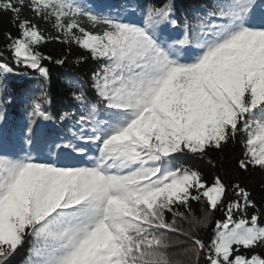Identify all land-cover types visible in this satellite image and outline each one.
<instances>
[{"label":"snow or ice","instance_id":"6c2138e0","mask_svg":"<svg viewBox=\"0 0 264 264\" xmlns=\"http://www.w3.org/2000/svg\"><path fill=\"white\" fill-rule=\"evenodd\" d=\"M5 14L0 123L8 78L36 83L16 142L0 132V264H264L246 182L264 175V0H0Z\"/></svg>","mask_w":264,"mask_h":264},{"label":"trees","instance_id":"16d2710c","mask_svg":"<svg viewBox=\"0 0 264 264\" xmlns=\"http://www.w3.org/2000/svg\"><path fill=\"white\" fill-rule=\"evenodd\" d=\"M87 3L91 4L93 0H86ZM98 3L110 2V0H96ZM142 2V0H140ZM181 2H186V0H181ZM210 2V0H209ZM3 30H11L13 34H16V30L11 28L8 23V14L0 17V32ZM0 46H2V41H0ZM64 48V45L51 42L47 43L42 47V51L46 54L56 55ZM84 54L83 50L73 47V56ZM6 55H10V53H6ZM52 67V81H51V93L53 97V105L52 111L54 113L61 110L65 104L71 103L67 98L68 89L62 83L63 78L73 72V68L71 65H65L63 68L51 66ZM79 72V69L76 70ZM82 74V73H81ZM36 81L30 78L21 79L18 76H10L7 80V84L9 87V92L14 98V102L7 105L5 110V121L0 123V132L4 134V138L9 142V144H14L18 138L19 130L25 122V113H24V103L26 96V89L32 85H34ZM51 127V125H49ZM243 153V145L240 142H237L234 145H231L228 149L225 150L224 155V166L225 168H231L237 161L238 158L241 157ZM212 155L215 157L217 153L213 152ZM188 163H192L191 160L186 161ZM200 169L204 171L208 177L211 179L212 169L204 164L203 162H196ZM264 180V175L259 172L253 173L252 176L248 178L246 181L250 188L253 189V194L259 198L264 196V193L260 191V183ZM194 209L197 212V215L200 214V206L197 204L193 205ZM221 213H216L215 218H221ZM214 227V221L212 225H210L208 229V234H211V228Z\"/></svg>","mask_w":264,"mask_h":264},{"label":"rangeland","instance_id":"374dc122","mask_svg":"<svg viewBox=\"0 0 264 264\" xmlns=\"http://www.w3.org/2000/svg\"><path fill=\"white\" fill-rule=\"evenodd\" d=\"M31 87V86H30ZM30 87H28L27 89H26V91H28L29 89H30Z\"/></svg>","mask_w":264,"mask_h":264}]
</instances>
